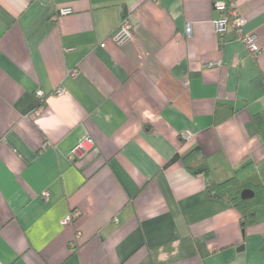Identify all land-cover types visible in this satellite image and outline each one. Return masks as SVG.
<instances>
[{
  "label": "crops",
  "instance_id": "crops-1",
  "mask_svg": "<svg viewBox=\"0 0 264 264\" xmlns=\"http://www.w3.org/2000/svg\"><path fill=\"white\" fill-rule=\"evenodd\" d=\"M236 8L264 46V0ZM218 17L212 0H0V264H264V204L243 231L170 163L197 146L214 181L264 189V51L220 43ZM218 104L234 113L216 122Z\"/></svg>",
  "mask_w": 264,
  "mask_h": 264
},
{
  "label": "built area",
  "instance_id": "built-area-1",
  "mask_svg": "<svg viewBox=\"0 0 264 264\" xmlns=\"http://www.w3.org/2000/svg\"><path fill=\"white\" fill-rule=\"evenodd\" d=\"M212 7L219 13V17L213 20V26L215 32L218 35V39L220 43L226 41L228 36L230 35L233 39H238L241 41L247 51L254 55L260 54L264 51V46L258 45L256 42V37L253 34H247L242 30V25L244 23V18L238 13L236 8V0H212ZM70 12V9L65 8L60 10L61 15H65ZM133 22L129 16H123L120 20V23L116 30L111 34V40L119 45H125L133 35ZM186 34L189 35L192 32V28L190 25L186 27ZM100 46L103 47L104 43H100ZM64 90L62 88H56L53 93L57 95L63 94ZM36 98V108L34 113H39L44 107L46 94L43 90L37 89L35 92ZM89 139L77 145L70 157L78 154L81 155L89 148ZM49 195L48 191H42L41 196L46 199ZM76 213H72L68 215L64 222L71 220Z\"/></svg>",
  "mask_w": 264,
  "mask_h": 264
},
{
  "label": "trees",
  "instance_id": "trees-1",
  "mask_svg": "<svg viewBox=\"0 0 264 264\" xmlns=\"http://www.w3.org/2000/svg\"><path fill=\"white\" fill-rule=\"evenodd\" d=\"M222 107H225V112L222 113ZM234 113V109L225 104H218L216 109L215 121L221 122L230 117ZM258 126H262V119L256 117ZM179 161L183 167L191 175L202 174L206 178L207 190L228 202L234 209L238 211L241 216L240 225L243 231L246 227L256 220V209L264 204V189L257 183H241L236 176L216 182L211 177V170L205 164L200 148L195 146L184 155H176L170 160V163ZM244 188H249L254 191V196L248 199H242L240 196Z\"/></svg>",
  "mask_w": 264,
  "mask_h": 264
},
{
  "label": "water",
  "instance_id": "water-1",
  "mask_svg": "<svg viewBox=\"0 0 264 264\" xmlns=\"http://www.w3.org/2000/svg\"><path fill=\"white\" fill-rule=\"evenodd\" d=\"M240 196L242 199L251 198L253 196V191L251 189L245 188L241 191Z\"/></svg>",
  "mask_w": 264,
  "mask_h": 264
}]
</instances>
